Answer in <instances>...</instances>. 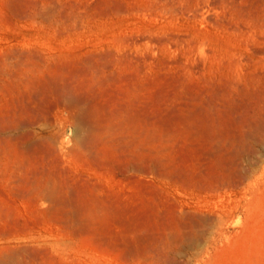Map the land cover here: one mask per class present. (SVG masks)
<instances>
[{"label":"rangeland","instance_id":"374dc122","mask_svg":"<svg viewBox=\"0 0 264 264\" xmlns=\"http://www.w3.org/2000/svg\"><path fill=\"white\" fill-rule=\"evenodd\" d=\"M261 123L264 0H0V258L264 264Z\"/></svg>","mask_w":264,"mask_h":264},{"label":"bare ground","instance_id":"6f19581e","mask_svg":"<svg viewBox=\"0 0 264 264\" xmlns=\"http://www.w3.org/2000/svg\"><path fill=\"white\" fill-rule=\"evenodd\" d=\"M115 127V126H114ZM112 125H109L105 130V132H107V131H110V130H112V128H114ZM256 127V129L258 128L257 126H255ZM259 129V128H258ZM261 130L262 129H264V123H261V128H260ZM259 129V130H260ZM253 132H255V131H253ZM257 133V132H256ZM246 136V135H245ZM248 138V137H247ZM250 150V149H249ZM256 154V153H255ZM246 171H248V170H246ZM48 195L51 197H53L54 196V192L53 191H49V193H48ZM195 230V229H194ZM203 231H204V229H203ZM206 231V230H205ZM231 239V238H230ZM200 244V243H199ZM229 245H230V243H229ZM8 257H9V255H7ZM4 258H0V264H9V261L7 260V257L4 255L3 256ZM10 258H11V256H10ZM11 260V259H10ZM172 260V259H171Z\"/></svg>","mask_w":264,"mask_h":264}]
</instances>
